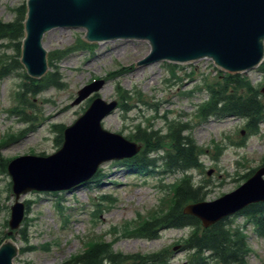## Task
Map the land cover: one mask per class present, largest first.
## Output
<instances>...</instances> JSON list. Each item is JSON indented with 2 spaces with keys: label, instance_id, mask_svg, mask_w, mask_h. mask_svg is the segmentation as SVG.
I'll return each instance as SVG.
<instances>
[{
  "label": "rangeland",
  "instance_id": "obj_1",
  "mask_svg": "<svg viewBox=\"0 0 264 264\" xmlns=\"http://www.w3.org/2000/svg\"><path fill=\"white\" fill-rule=\"evenodd\" d=\"M25 1L0 0V21L14 19ZM83 33L80 28L67 27L44 33L42 44L48 61L45 75L54 73L58 85L42 90V78L25 76L19 62L21 34L2 41L0 60L10 65L8 73L0 75V243L6 239L17 243L16 264H78L74 257L84 251V243L95 241L109 244L120 254L164 252L170 263L186 264L193 255L185 244L191 228L158 227L153 237L147 238L135 227L167 208L171 183L181 173L203 187V200H213L243 183L245 173L264 163V120L250 129L246 120L236 116L204 118L199 114V105L223 85L225 77V72L209 59L134 65L149 50L146 40L119 38L80 47ZM239 77L250 93L259 94L264 101L262 70L253 69ZM96 78H104L105 83L94 96L72 104L77 90ZM24 83L36 90L27 91ZM22 89L26 94L21 97ZM97 96L118 102L102 119L104 129L126 138L137 129L140 135L156 132L146 147L155 165L136 169L109 160L98 166L99 180L96 177L68 190L20 194L18 200L25 203L26 210L10 237L7 220L14 194L5 160L26 153H53L60 146L53 125H70ZM176 130L191 138L200 159L198 166L185 172L167 171L163 164ZM47 144L49 147L40 149ZM255 186L264 190L259 182ZM248 215L238 212L226 220L232 226H243L249 249L247 264H264V236L255 232ZM198 227L203 228L200 221Z\"/></svg>",
  "mask_w": 264,
  "mask_h": 264
},
{
  "label": "water",
  "instance_id": "obj_2",
  "mask_svg": "<svg viewBox=\"0 0 264 264\" xmlns=\"http://www.w3.org/2000/svg\"><path fill=\"white\" fill-rule=\"evenodd\" d=\"M55 26L85 28L88 41L146 39L151 49L139 64L161 59L183 62L208 56L222 68L239 72L253 68L262 58L264 0H27L21 61L32 76L42 75L47 68L42 36ZM102 83L96 80L83 87L74 103ZM114 105L115 102L94 99L63 130V144L54 154L12 159L7 167L16 199L32 189H69L90 178L100 162L136 152L138 147L134 143L100 126L101 118ZM262 174L264 167L234 191L212 201L188 204L183 210L208 226L250 202L264 200V190L255 186L258 182L264 185ZM22 214L23 204L15 201L11 228L18 226ZM15 254V246L3 244L0 264H12Z\"/></svg>",
  "mask_w": 264,
  "mask_h": 264
},
{
  "label": "trees",
  "instance_id": "obj_3",
  "mask_svg": "<svg viewBox=\"0 0 264 264\" xmlns=\"http://www.w3.org/2000/svg\"><path fill=\"white\" fill-rule=\"evenodd\" d=\"M23 16L24 7L21 6L15 21L0 22V40L8 37L15 38L22 33ZM239 78V75L228 74L223 85L212 91V99L201 106L200 112L204 116H238L247 120L249 128H256L259 122L264 120V104L255 93L248 91V87H245ZM57 83L53 73L45 80L43 86ZM155 134L154 131H144L139 138L147 147ZM171 147L170 153L164 156V165L168 170L184 171L199 164L197 146L191 138L182 135L179 130L172 133ZM148 151L133 157L127 165L135 167L154 165L153 159L148 157ZM202 195L203 189L200 185L194 186L187 176L182 178L174 187L172 204L168 210L146 221L139 232L153 234L158 227L162 226L192 225L195 228L187 240V247L194 252L187 264H247L248 247L244 229L241 226L233 228L225 221H218L206 229H201L198 228L197 218L182 212L184 203L201 200ZM242 212L252 215L253 221L259 226L256 231L264 235V203L252 204ZM74 258L77 259L78 264H168L164 252L144 256L125 255L114 252L105 242L93 243L86 251Z\"/></svg>",
  "mask_w": 264,
  "mask_h": 264
},
{
  "label": "bare ground",
  "instance_id": "obj_4",
  "mask_svg": "<svg viewBox=\"0 0 264 264\" xmlns=\"http://www.w3.org/2000/svg\"><path fill=\"white\" fill-rule=\"evenodd\" d=\"M25 89H26V88H25ZM26 90H27V91H29V90H30V91H32V92H33V91H35V90H36V88H31V89H26ZM22 92H23L24 94H26V92H25V90H24V89H22ZM62 110H63V109H61V110H59V111H62ZM66 111H67V109H65V112H66ZM50 115H51V114H50ZM48 145H49V144H47V145H41V146H40V149H41V150H43L44 148H46V147H49ZM51 146H54V145H53V144H51ZM49 152H51V151H48V153H49Z\"/></svg>",
  "mask_w": 264,
  "mask_h": 264
}]
</instances>
